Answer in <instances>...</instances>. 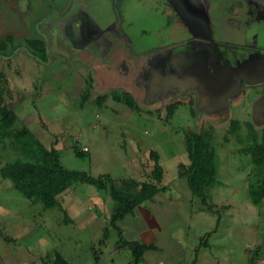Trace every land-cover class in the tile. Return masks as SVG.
Segmentation results:
<instances>
[{"label":"rangeland","instance_id":"rangeland-1","mask_svg":"<svg viewBox=\"0 0 264 264\" xmlns=\"http://www.w3.org/2000/svg\"><path fill=\"white\" fill-rule=\"evenodd\" d=\"M0 44L8 57L0 52V106L13 111L23 98L39 113H18L14 129L31 127L44 146L54 144L64 169L93 178L149 181L155 152L157 186L168 187L160 198L185 219L186 228L171 226L184 264H264V200L249 201L256 167L245 152L251 130L261 140L264 97L243 83L226 104L206 108L176 64L196 53L233 65L264 59V0H0ZM188 131L212 134L210 212L199 200L187 209L179 169L189 161ZM4 142L0 167L20 157L11 138ZM59 200L66 210L45 209L0 176V264H54L55 252L68 264L133 263L128 246L116 249L108 186L74 184Z\"/></svg>","mask_w":264,"mask_h":264},{"label":"trees","instance_id":"trees-1","mask_svg":"<svg viewBox=\"0 0 264 264\" xmlns=\"http://www.w3.org/2000/svg\"><path fill=\"white\" fill-rule=\"evenodd\" d=\"M3 45V46H2ZM2 46V47H1ZM39 53H44L45 49L37 48ZM0 52L3 57H7V47L0 44ZM28 53L37 58L34 51ZM2 78V75H0ZM1 104V102H0ZM169 108V107H168ZM170 109V108H169ZM170 109L169 116L172 113ZM16 116L6 104L0 106V143L2 149L6 148L4 140L11 138L10 148L16 151L20 157L5 163L0 168V176L11 182L14 189L23 194L29 200H39L45 209H62L58 203L57 196L76 183H84L103 189L109 187V194L115 202L113 214L110 217V224L118 232L119 244L128 246L131 250L133 263L138 264L142 260V254L149 246L138 242H126L122 239L120 231L116 227V222L140 204L152 199L160 190L157 184L162 179V168L158 164V157L155 152H151L154 161L153 169L149 174V181L139 182L133 179L118 180L110 176L103 175L98 178L89 176L86 172L64 169L60 163L59 152L54 144L47 148L40 143L26 127L14 129ZM231 133H235L239 124L237 121L231 122ZM250 143L245 152L251 156L252 163L256 167V181L247 188L249 201L260 206L264 200V127L262 129L261 140L258 141L254 130L249 132ZM212 134L209 131H188L184 135V146L187 152L188 164L180 166L179 175L186 178L191 192V202L200 201L199 210L212 211L208 207V189L212 186L215 176V152L211 144ZM76 155L85 153L75 149ZM22 157L27 158L23 160ZM156 182V183H154ZM120 187H119V186ZM104 237L108 235V229H104ZM119 246V247H118ZM54 264H66L65 260L58 252H55Z\"/></svg>","mask_w":264,"mask_h":264},{"label":"crops","instance_id":"crops-1","mask_svg":"<svg viewBox=\"0 0 264 264\" xmlns=\"http://www.w3.org/2000/svg\"><path fill=\"white\" fill-rule=\"evenodd\" d=\"M24 102L25 100L22 98L20 104L13 109V113L16 116V122L19 119L18 113L26 114L28 116L27 118L32 120H35L34 117H32L34 115L33 113H35V117L36 115H39V113L34 110L32 106L33 104H29V102L27 103L26 101L23 105ZM23 126L28 128L32 133L31 127L26 124H21V127ZM184 179L190 192L187 180L186 178ZM72 186L57 196L58 203L62 209L65 208H63L59 199L62 195L66 194ZM161 188L163 189H160L151 200L138 205L132 213L127 214L116 222V227L120 231L121 236L125 237L126 242H138L149 246V248L143 252L142 260L138 264H184L185 262L186 248L180 241L182 236H179V239L178 236L176 238L175 233L177 232L175 231H177V229L171 227L176 224L178 226L182 225L186 228L185 219L181 217L182 214L180 213L179 208L171 209L165 206V204L169 202H166L164 200L165 198L160 197L168 192V187ZM189 194L190 196L187 199L188 210L191 207H189V205L192 200L191 192ZM169 200H171V198H169ZM176 220L178 222L173 224ZM112 250L115 252V249ZM61 257L64 259L63 255H61ZM64 260L66 264H68V261L66 259Z\"/></svg>","mask_w":264,"mask_h":264},{"label":"water","instance_id":"water-1","mask_svg":"<svg viewBox=\"0 0 264 264\" xmlns=\"http://www.w3.org/2000/svg\"><path fill=\"white\" fill-rule=\"evenodd\" d=\"M203 58H206L204 54H194V56L192 57V61H198L196 69L191 73L189 72V76L185 75L184 77L186 80H188L189 78L191 80H194L193 85L194 87H196L199 93L202 105L206 108H216L226 104L230 97L239 90V84L236 82V80L238 76H242L243 78L246 77L244 76V72L249 74V77H247V82L254 84H264V59H259L258 64L252 65V58H248L246 61H244L243 64L240 63L239 65H237L236 69L234 70L230 66L229 61L222 59V65L221 60H219L216 65L217 69L214 71V65L213 68L206 70H204V67L200 66L199 63L201 61L205 62ZM213 59H217L216 55L211 57V61ZM250 65L252 66V68H250ZM220 70H224L227 75L224 74L223 71L221 75ZM238 70L242 71L243 73H239ZM223 86H225L228 91H226ZM214 93H224L225 95L223 96V98L215 100L211 98Z\"/></svg>","mask_w":264,"mask_h":264},{"label":"flooded vegetation","instance_id":"flooded-vegetation-1","mask_svg":"<svg viewBox=\"0 0 264 264\" xmlns=\"http://www.w3.org/2000/svg\"><path fill=\"white\" fill-rule=\"evenodd\" d=\"M193 53V52H192ZM177 57V62H176V64H177V66L178 67H180L182 70H183V72L184 73H182L184 76L185 75H188V74H190L193 70H195L196 69V66H197V64H198V61L196 62V60L193 62L192 60L189 62V60L187 59V58H185L184 56L182 57V56H180V55H178V56H176ZM198 58V57H197ZM196 58V59H197ZM249 58H252V65H254V64H258L259 62H258V60L260 59L259 58V56H251V57H249ZM248 58H246V59H242V60H240V61H238L235 65H233V64H230V66L232 67V69L234 70V69H236V66L237 65H239L240 63H244V61H246ZM200 60V59H199ZM203 60H205V62H202L201 60V62L199 63L200 64V66H202V67H204V70H206V69H210V68H213V65L215 66L214 67V71L217 69L216 68V65H217V63H218V61L219 60H221V65H222V59H213L212 61H211V58H203ZM212 65H211V64ZM230 63V62H229ZM249 67V66H248ZM250 68H252V66L250 65ZM240 69H242V68H240ZM221 71V75H222V73L224 72V74H226L227 75V73L224 71V70H220ZM223 71V72H222ZM239 71V73H243L242 71H240V70H238ZM186 72V73H185ZM190 72V73H189ZM234 73V72H233ZM189 76V75H188ZM244 76H246V77H242V76H238V78H237V80H236V82L238 83V84H240V85H242L243 83H247V84H250V85H253L254 87L253 88H259L260 89V91H261V95L264 97V84H262V83H258V84H254V83H250V82H247V77H249V74L248 73H246V72H244ZM246 79V80H245ZM185 82H187L186 83V85H189V84H192L193 85V82H194V80H191L190 78L188 79V80H186ZM184 82V83H185ZM185 86V85H184ZM194 86V85H193ZM183 88H185V87H183ZM195 89H196V87H194ZM194 89V90H195ZM197 90V89H196ZM237 93V92H236ZM236 93H234V94H236ZM233 94V95H234ZM232 95V96H233ZM231 96V97H232ZM212 109V108H211Z\"/></svg>","mask_w":264,"mask_h":264},{"label":"bare ground","instance_id":"bare-ground-1","mask_svg":"<svg viewBox=\"0 0 264 264\" xmlns=\"http://www.w3.org/2000/svg\"><path fill=\"white\" fill-rule=\"evenodd\" d=\"M223 87H224V89H225L226 91H228V89L225 88V86H223ZM224 95H225L224 93H214V95H212L211 98H213V99H215V100H218V99H220V98H223Z\"/></svg>","mask_w":264,"mask_h":264},{"label":"built area","instance_id":"built-area-1","mask_svg":"<svg viewBox=\"0 0 264 264\" xmlns=\"http://www.w3.org/2000/svg\"><path fill=\"white\" fill-rule=\"evenodd\" d=\"M84 150H86V148H84Z\"/></svg>","mask_w":264,"mask_h":264}]
</instances>
